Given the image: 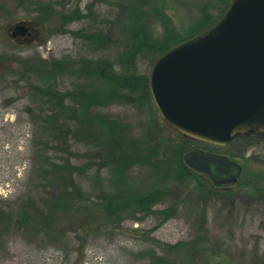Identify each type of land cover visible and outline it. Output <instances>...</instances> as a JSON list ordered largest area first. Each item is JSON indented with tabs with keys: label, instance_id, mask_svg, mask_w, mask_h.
Returning a JSON list of instances; mask_svg holds the SVG:
<instances>
[{
	"label": "rangeland",
	"instance_id": "obj_1",
	"mask_svg": "<svg viewBox=\"0 0 264 264\" xmlns=\"http://www.w3.org/2000/svg\"><path fill=\"white\" fill-rule=\"evenodd\" d=\"M42 1L54 2L56 9L77 7L83 13L91 4L97 25L100 24L99 29L119 42H123L121 40L128 32L126 6L135 3L134 0ZM146 1L144 9L150 14L144 22L154 38L162 36L165 19L168 20V27L179 35L187 34L199 23L205 5L209 6L207 11L216 20L211 28L224 16L218 18L220 4L217 0ZM231 3L232 0L228 9ZM18 4V0H0V203L4 205L17 201L23 194L34 193L32 190L38 182L34 173L30 172L32 160H35L32 157L35 137L26 112L30 92L25 79H21L26 76L23 64H34V60L39 59L46 62L64 57L75 59L86 54L83 44L67 32L89 25L84 21H75L65 27L66 32H62L63 28L59 31L61 20L56 16L39 14L30 3L19 8ZM23 22L29 27L25 36L11 37L14 27ZM113 50L109 48L101 54H110ZM136 63L137 72L148 75L149 90V76L155 62L150 66L147 58H140ZM58 85L62 90L70 89L71 80H59ZM102 111L127 126L132 138L148 136L149 131L152 133L154 128L149 123L157 113L154 103L146 107L116 104ZM162 122V136L169 143L177 141L182 144V161L183 155L194 149L226 156L242 167L239 182L225 186L228 187L226 192L214 193H225L223 198L203 200L199 190L204 194L203 187L211 186L205 177V184V180L197 177L196 180L180 181L165 188L150 171L136 170L133 174L138 178L142 191H136L139 195L135 194V197L145 200L148 192H163V200L153 206L152 211L169 210L168 218L157 212L146 216L143 212L133 215L134 207L128 208L116 213V222H111L98 233L84 235V238L74 232L73 226L64 224L66 235L75 244L70 254L62 253L48 238L41 235L36 238L30 230L16 233L1 231L0 228V264H139L136 259L138 254L143 258L140 264H148L149 254L166 253L164 245L187 243L195 238L199 239L200 252L183 255L184 261L192 264H264V135L238 136L230 144L219 147L184 138ZM77 149L81 154L88 151L87 145L81 141ZM94 174L95 171L88 182L81 184L86 195L94 189ZM148 186L151 188L149 191ZM54 190L58 191L57 186ZM77 216L85 220L86 214L79 213Z\"/></svg>",
	"mask_w": 264,
	"mask_h": 264
},
{
	"label": "trees",
	"instance_id": "obj_2",
	"mask_svg": "<svg viewBox=\"0 0 264 264\" xmlns=\"http://www.w3.org/2000/svg\"><path fill=\"white\" fill-rule=\"evenodd\" d=\"M134 1L126 6L128 32L121 40L123 42H119L99 29L91 4L83 13L77 7L56 9L54 2L18 0V8L30 3L39 14L56 16L61 20L59 31L63 28L62 32H66L65 27L75 21L89 25L67 32L83 44L86 54L75 59L64 57L51 62L39 59L34 60V64H23L26 76L20 78L25 79L29 87L30 104L26 112L35 137L32 153L35 160H32L30 172L38 182L32 190L34 193L23 194L17 201L5 205L0 203L1 231L22 233L26 232L25 229L30 230L36 238L38 235L48 238L62 253L70 254L75 244L66 235L64 224L73 226L74 232L84 238V235L98 233L111 222H116V213L128 208L134 207L133 215L143 212L146 216L157 212L169 217V210L152 211L153 206L163 200V192H148L145 200L135 197V194L139 195L136 191H142L133 174L136 170L150 171L165 188L197 177L207 183L205 176L191 170L182 161V144L171 143V140L170 144L162 136V120L157 113L149 123L154 128L152 133L149 131L148 136L132 138L127 126L102 111L116 104L153 105L148 75L137 72V60L147 58L152 66L160 56L202 35L216 23L207 11L209 6L205 5L199 23L187 34L179 35L168 27L165 19L162 36L154 38L144 22L150 14L144 9L147 1ZM217 1L220 19L230 0ZM154 12L160 15L159 11ZM109 48L114 49L110 54H101ZM64 79L71 80L70 89L59 88L58 81ZM80 141L88 148L84 154L77 149ZM94 171V189L86 195L81 184L88 182ZM210 184L203 187L204 194L199 190L203 200L225 196V193H214L226 192L228 187ZM55 186L58 191L54 190ZM149 187L147 191L151 189ZM79 213L86 214L85 220L78 218ZM197 240L164 245L166 253L149 254L148 264H192L184 261L183 255L200 252ZM136 259L139 264L143 260L139 254Z\"/></svg>",
	"mask_w": 264,
	"mask_h": 264
},
{
	"label": "water",
	"instance_id": "obj_3",
	"mask_svg": "<svg viewBox=\"0 0 264 264\" xmlns=\"http://www.w3.org/2000/svg\"><path fill=\"white\" fill-rule=\"evenodd\" d=\"M27 30L18 25L12 35ZM149 90L161 119L184 138L222 147L264 135V0H232L208 32L157 59ZM183 162L214 186L236 185L242 174L237 162L200 149Z\"/></svg>",
	"mask_w": 264,
	"mask_h": 264
},
{
	"label": "flooded vegetation",
	"instance_id": "obj_4",
	"mask_svg": "<svg viewBox=\"0 0 264 264\" xmlns=\"http://www.w3.org/2000/svg\"><path fill=\"white\" fill-rule=\"evenodd\" d=\"M26 26H27V24H26ZM25 33H26V32H25ZM25 33H24V34H25ZM24 34H23V35H24ZM10 35H11V34H10ZM24 36H25V35H24ZM11 37H12V35H11ZM22 37H23V36H22ZM14 39H15V41H17V40H18L17 38H14Z\"/></svg>",
	"mask_w": 264,
	"mask_h": 264
}]
</instances>
